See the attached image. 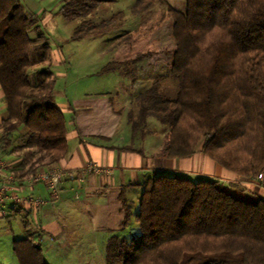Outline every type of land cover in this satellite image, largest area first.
<instances>
[{"label":"trees","instance_id":"16d2710c","mask_svg":"<svg viewBox=\"0 0 264 264\" xmlns=\"http://www.w3.org/2000/svg\"><path fill=\"white\" fill-rule=\"evenodd\" d=\"M115 0H63L60 13L83 19L77 34L96 31L87 19ZM164 0H136L144 12ZM166 8L152 23L119 37L108 69L129 78L135 89L128 122L135 137L158 127L160 156L190 157L203 139V152L244 178L264 171V0H185ZM168 27L170 40L156 36ZM37 18L20 0H0V82L8 114L0 124V152L22 133L16 146L23 177L51 167L68 151L66 117L53 97L50 68L36 72L31 56L51 60L45 33L32 38ZM163 51V52H162ZM162 53V54H161ZM164 53V54H163ZM168 66L142 86L141 65L156 55ZM157 57V56H156ZM264 183V179H259ZM217 180L195 181L179 174H155L143 184L140 233L111 237L107 264H264V198L250 200ZM129 220V215L127 217ZM19 264H49L32 234L14 240Z\"/></svg>","mask_w":264,"mask_h":264},{"label":"crops","instance_id":"0c3cea01","mask_svg":"<svg viewBox=\"0 0 264 264\" xmlns=\"http://www.w3.org/2000/svg\"><path fill=\"white\" fill-rule=\"evenodd\" d=\"M100 97L97 100L81 99L82 103L76 101L69 107V117L66 116V108L58 104L65 112L69 147L67 153L51 167L83 170L89 163H97L108 167V170H85L83 181L65 179L57 199L45 183L30 187L27 182L19 180L11 183L12 188L8 191L9 214L5 218L24 217L27 235L32 234L33 241L42 247L49 264L51 258L55 259L60 250L71 246V242L84 248L89 242L94 245L97 238L106 243L110 236L125 234L129 220L138 214L132 197L140 201L141 195H132L133 190L143 188L146 180L155 174L217 180L221 185L244 189L264 198L262 181L244 178L220 165L203 152V143L190 157L160 156L164 134L159 129L146 137H135L128 122L129 105L117 110L107 98ZM7 114L0 82V124ZM124 119L130 128H122ZM5 158L14 166L22 162L21 154ZM31 195L47 200L48 204L35 208L26 200ZM69 234L74 238H69ZM68 255L75 256L71 261L78 264H92L97 259L100 264H107L102 248L96 255H85L83 251ZM62 262L65 264L64 260Z\"/></svg>","mask_w":264,"mask_h":264},{"label":"rangeland","instance_id":"374dc122","mask_svg":"<svg viewBox=\"0 0 264 264\" xmlns=\"http://www.w3.org/2000/svg\"><path fill=\"white\" fill-rule=\"evenodd\" d=\"M20 2L25 6L28 15H35L37 18L39 29L33 28L30 31L31 37L37 38L40 32H43L51 45L50 62H40L39 55L36 54L31 56L33 64L29 69L30 78L34 82L38 70L50 68L55 78L53 97L57 104L66 108L67 117L71 113L69 107L75 105L76 101L82 103V100H97L100 96L107 98L117 110L122 107L126 108L128 105L130 109L132 95L135 93V89L131 86L132 82L118 70L107 68L111 62L115 61L116 54L113 44L122 35L135 31L142 25L152 23L169 6L180 10L186 8L185 0H164L149 10L137 13L134 11L136 0H115L103 3L87 18L92 20V27L97 26L96 31L91 30L90 25V30L85 31L84 29L78 35V27L83 19H69L63 16L60 13L63 0H20ZM156 36L160 39L161 49L167 45L171 37L168 27H163ZM156 56L152 60H145L141 65L143 87L151 85L157 75H166L168 72L169 68L163 62V56L160 57L159 54ZM122 125V128L125 126L130 128L126 119L123 120ZM153 127H158L157 129L160 131L161 125L154 121ZM13 141L12 146L6 151H1L4 157L24 153V150H17L14 147V145L19 146L24 143L21 131L15 133ZM202 143L203 139L197 146ZM240 191L247 196V199L257 200L260 198V196H254L244 189H240ZM142 192L143 188L138 187L133 190L132 195L140 196ZM132 200L135 202V209L139 212V199L137 200L133 196ZM126 228L125 234L117 233L116 235L130 238L140 233L136 217L129 220ZM26 236V224L22 215H15L10 219L0 218V264H19L14 251V240ZM110 237L107 238L106 243H101V239L97 238L94 245L93 242H89L84 248L76 247L71 242L70 247L65 246L55 259L51 258L50 264H64L63 260L65 264H78L71 261L75 256L68 255L70 253L77 254L78 251H83L85 255H96L97 250L102 248V251L106 253ZM69 238H74V236L70 235ZM92 264L100 263L97 259Z\"/></svg>","mask_w":264,"mask_h":264},{"label":"built area","instance_id":"2783aa9c","mask_svg":"<svg viewBox=\"0 0 264 264\" xmlns=\"http://www.w3.org/2000/svg\"><path fill=\"white\" fill-rule=\"evenodd\" d=\"M85 170L107 171L108 167L97 163H89L88 167L83 170L60 168L52 166L47 169H41L36 173L20 177L14 171V164L11 160L5 158L0 152V218L7 217L9 211L7 202L9 200L8 191L12 188L11 183L15 181L27 182L30 187L37 183H45L51 190L54 199H57L60 192V185L65 179L84 180ZM259 179H264V172L259 174ZM18 201L21 199L16 196ZM26 200L35 208L48 204V201L35 196H28Z\"/></svg>","mask_w":264,"mask_h":264}]
</instances>
